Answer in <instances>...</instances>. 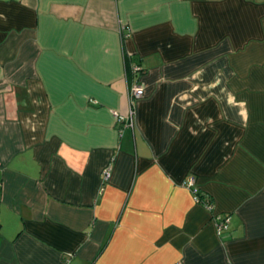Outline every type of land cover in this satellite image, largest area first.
I'll use <instances>...</instances> for the list:
<instances>
[{"label": "crops", "instance_id": "crops-1", "mask_svg": "<svg viewBox=\"0 0 264 264\" xmlns=\"http://www.w3.org/2000/svg\"><path fill=\"white\" fill-rule=\"evenodd\" d=\"M0 264H264V0H0Z\"/></svg>", "mask_w": 264, "mask_h": 264}, {"label": "built area", "instance_id": "built-area-1", "mask_svg": "<svg viewBox=\"0 0 264 264\" xmlns=\"http://www.w3.org/2000/svg\"><path fill=\"white\" fill-rule=\"evenodd\" d=\"M133 75H134V80L131 83V86L129 88V103H130V107H129V112L127 116H123V115H116L117 118L119 120H124L126 122H128V124L133 123V116H134V112H135V104L136 102L142 98L143 93H144V86L143 84L140 82L139 80V74H140V67L138 65L133 66ZM110 176V172L109 169L106 168L103 171V180L107 181L108 178ZM184 185L192 192L193 198L196 202L203 204L208 210H212V201L210 200V198L207 195V200L202 201L201 198H199V192H201L197 185H196V179L194 176H188L185 180H184ZM212 219L214 221L215 224V228H216V233L218 236L222 235L229 224V219L230 216L228 214H221V215H212Z\"/></svg>", "mask_w": 264, "mask_h": 264}, {"label": "trees", "instance_id": "trees-1", "mask_svg": "<svg viewBox=\"0 0 264 264\" xmlns=\"http://www.w3.org/2000/svg\"><path fill=\"white\" fill-rule=\"evenodd\" d=\"M198 196H199V198L202 199V201L207 200V195L205 193H203V192H199V195Z\"/></svg>", "mask_w": 264, "mask_h": 264}]
</instances>
